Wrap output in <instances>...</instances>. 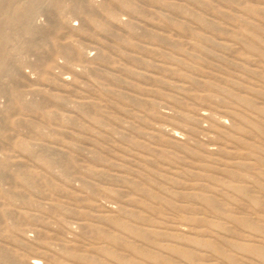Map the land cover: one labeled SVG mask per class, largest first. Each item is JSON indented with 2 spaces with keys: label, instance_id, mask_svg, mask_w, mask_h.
<instances>
[{
  "label": "rangeland",
  "instance_id": "374dc122",
  "mask_svg": "<svg viewBox=\"0 0 264 264\" xmlns=\"http://www.w3.org/2000/svg\"><path fill=\"white\" fill-rule=\"evenodd\" d=\"M36 1L3 0L51 40L21 49L22 67L0 11L4 82L23 93L0 95V251L24 264H264L249 251L264 252V0H84L115 11L94 12L99 26Z\"/></svg>",
  "mask_w": 264,
  "mask_h": 264
},
{
  "label": "bare ground",
  "instance_id": "6f19581e",
  "mask_svg": "<svg viewBox=\"0 0 264 264\" xmlns=\"http://www.w3.org/2000/svg\"><path fill=\"white\" fill-rule=\"evenodd\" d=\"M35 1V0H34ZM39 1V0H38ZM36 1V4H38ZM87 1V0H86ZM84 0H60L59 2V11L64 14L63 15V20L68 22V18L66 16V13H72L76 16H79L85 20H89L91 23H93L94 25L99 26V22L96 20L95 16L93 15L94 12L100 10L103 11L104 13H106L110 18L112 19H117V15L115 13V11L112 10V8H110L109 6L105 5V4H99V5H92V4H86ZM105 1V0H104ZM121 6L127 8V9H132L135 11V7L133 5V3H131L129 0H116ZM44 2V1H43ZM65 2V3H63ZM39 3H42L39 2ZM140 3V2H139ZM169 3L168 6L172 7L173 4L171 2H167ZM33 4V2H32ZM46 4V3H45ZM51 4V3H50ZM49 4V5H50ZM89 5V6H87ZM146 5V4H145ZM261 5V4H260ZM23 4H14L13 6H11L10 8H6L5 4L3 2V0H0V11H6L8 14V21H9V25L10 27L14 28L15 30V34L14 35H9L6 37V41L10 42L14 40V49L13 51L10 53V59H15L17 60V62H19L20 67H22L23 65L28 63V59L26 57V55H24V53L21 52V49H28L29 52L32 53H36L37 50L45 44H49L51 43V40H48V38H46V36L44 35V31L40 28H38L35 24L34 18L33 16H30L27 19L26 25L25 27H19V23L21 21L19 12L21 11V9L23 8ZM44 6V4H43ZM147 6V5H146ZM262 6V5H261ZM52 8V6H50ZM90 9H87V8ZM150 7V6H148ZM49 8V7H48ZM151 8V7H150ZM45 8L41 7V11H43ZM54 9V8H53ZM166 13V12H165ZM169 14V13H168ZM260 14V13H259ZM29 16V15H28ZM246 17V16H245ZM25 18V17H24ZM27 18V17H26ZM24 20V19H23ZM136 20V19H135ZM22 22V21H21ZM141 23V22H140ZM143 23V22H142ZM85 26V25H84ZM114 27V26H113ZM84 31V30H82ZM223 41V40H222ZM24 43V44H23ZM2 45V44H1ZM206 46V45H205ZM256 46V45H255ZM57 53L58 55L61 57L64 55L65 57L67 56L68 50L67 47L65 46H59L57 49ZM133 54V53H132ZM144 57V56H143ZM181 57V56H179ZM253 57V56H252ZM199 58V57H198ZM197 58V59H198ZM200 59V58H199ZM207 59V58H206ZM122 61V60H121ZM204 61V60H203ZM211 61V60H210ZM243 63V62H242ZM244 64V63H243ZM171 66V65H170ZM250 66V65H249ZM177 67V66H176ZM252 67V66H251ZM178 68V67H177ZM212 71V70H211ZM245 71L251 72L247 69H245ZM114 72V71H111ZM8 69L6 66L2 65L0 66V95L2 94H9L8 92V88H6L7 84L4 82L5 77L8 75ZM217 73V71L215 72ZM238 73V72H236ZM226 73L224 72V75ZM240 74V73H239ZM222 75V74H221ZM223 75V76H224ZM20 76V75H19ZM226 76V75H225ZM205 79V78H203ZM236 80V79H235ZM258 82V81H257ZM260 83V82H259ZM185 84V83H184ZM157 88V87H156ZM123 89V88H122ZM10 97H12V99H16V100H22L23 98V93L20 91H14L13 93L9 94ZM243 103L247 104L248 106L253 107V103H251L249 100L242 98L240 99ZM264 102V101H263ZM264 104V103H263ZM261 103V105H263ZM44 107V106H43ZM25 109L28 110H32V111H36L37 110V106L34 103H29L27 105H24ZM142 114V113H141ZM144 115V114H143ZM193 115V114H192ZM247 117V116H246ZM193 119V118H192ZM236 122V121H235ZM234 135V134H233ZM198 139V138H197ZM260 139V138H259ZM114 140V139H113ZM179 141V140H178ZM262 141V140H261ZM264 142V141H263ZM258 145V144H257ZM38 149V148H36ZM43 151V150H42ZM25 153V152H24ZM27 153V152H26ZM42 158L51 163L54 161L53 157L50 155H47V152L44 151V154L42 155ZM231 161V160H230ZM233 161V160H232ZM236 161V160H235ZM248 161V160H246ZM205 163V162H204ZM209 164V163H208ZM214 165V164H213ZM237 165H242V163H238ZM182 172V171H181ZM4 173L3 171H0V175ZM29 182V179H28ZM241 183V182H240ZM244 183V182H243ZM216 188V187H215ZM260 188V187H259ZM193 189V188H192ZM14 199H18L19 196H17L16 194H10ZM20 198V197H19ZM209 205H213L215 207V204L213 203L212 200L210 199H204ZM254 243V242H253ZM250 252L262 257L264 259V252H262V250L258 249V248H252L249 250ZM48 252V251H47ZM88 259V258H87ZM0 260L3 262V264H24L21 261H18L16 259H14L13 257L10 256H5L2 251H0ZM94 261V260H93ZM220 263V262H219ZM32 264H36L35 262H33ZM224 264V262H223Z\"/></svg>",
  "mask_w": 264,
  "mask_h": 264
}]
</instances>
